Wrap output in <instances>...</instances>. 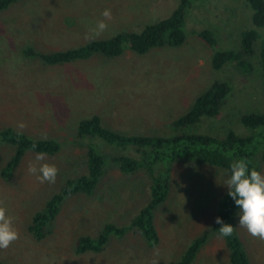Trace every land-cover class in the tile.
<instances>
[{"label": "rangeland", "instance_id": "374dc122", "mask_svg": "<svg viewBox=\"0 0 264 264\" xmlns=\"http://www.w3.org/2000/svg\"><path fill=\"white\" fill-rule=\"evenodd\" d=\"M180 0H23L0 13V130L14 128L35 139L56 140L61 151L36 161L29 152L13 182L0 176V206L13 218L19 239L0 250L6 264H177L184 252L218 217L220 200L228 194V171L187 161L172 168L167 200L154 214L159 244L150 247L135 230L123 238L112 237L98 254L75 251L81 237L96 238L106 224L128 226L150 201L152 181L144 171L126 175L111 159L126 155L98 140L80 141L81 120L99 116L104 127L124 135H169L172 123L187 113L194 101L216 81L232 90L214 119H205L192 131L224 138L233 131L246 137L241 116L264 113V76L256 43L253 71L243 74L234 64L212 67L217 50L238 51L241 32L252 28L246 0H194L185 17L186 41L178 47L155 48L144 56L130 50L117 58L94 55L86 61L49 66L26 58L23 48L42 53L63 51L104 40L119 33H140L152 23L169 18ZM111 20L97 38L92 35L101 13ZM210 30L217 46L211 47L198 33ZM26 127L19 129L17 125ZM95 142L107 159L104 176L92 196L79 194L64 200L48 236L38 241L29 231L33 216L70 179L87 173L86 144ZM14 147L0 142V171ZM254 162L264 174V159ZM55 165L54 184H41L28 172L30 164ZM39 174V173H37ZM240 209L233 215L236 232L251 264H264V241L239 227ZM193 264H231L221 236H212Z\"/></svg>", "mask_w": 264, "mask_h": 264}, {"label": "trees", "instance_id": "16d2710c", "mask_svg": "<svg viewBox=\"0 0 264 264\" xmlns=\"http://www.w3.org/2000/svg\"><path fill=\"white\" fill-rule=\"evenodd\" d=\"M23 0H0V13L9 10ZM194 0H180L173 14L162 21L147 25L140 33L124 32L112 38L95 40L84 46L63 51L42 53L32 46L23 48L26 58H38L49 66H62L76 61H86L96 54L107 58L122 56L128 49L140 56L147 55L155 48L165 46L178 47L185 43V17ZM252 12V28L241 32L238 51L217 50L212 56V67L221 70L228 64H234L243 74L253 71L251 62L255 55L257 42L261 44L260 58L264 76V0H246ZM198 36L209 46L216 47L218 41L210 30H202ZM227 82L216 81L199 96L187 113L172 123L173 132L169 135H124L106 128L99 116L81 120L77 128L80 141L98 140L126 155H117L111 161L118 166L121 173L131 175L144 171L150 177V201L132 219L128 226L106 224L99 236L81 237L77 240L75 251L78 254L101 253L112 237L123 238L130 230H135L150 246L159 244V234L155 225L154 214L157 208L168 198L172 187V168L180 161L200 165H210L228 171L234 160L251 161L250 168L260 172L254 162L257 154L264 159V113H248L241 116V124L254 133L242 137L229 132L224 138L214 137L205 133L192 131L205 119H214L220 114L221 106L231 93ZM0 142L14 147L10 160L2 167L0 176L6 182H13L15 173L24 157L29 152H44L53 156L61 151V144L52 139H35L26 133L5 128L0 130ZM36 144L33 150L32 145ZM87 173L68 180L48 202L37 212L29 226L30 233L38 241L44 240L52 223L61 211L64 200L68 197L84 194L92 196L105 173L107 159L95 142L86 144ZM239 210L234 200L226 194L219 202L218 217L234 229L233 215ZM221 225L215 224L197 237L184 252L177 264H193L198 253L212 236L219 235ZM230 253L231 264H251L248 254L236 232L231 236L222 237ZM0 264H6L0 260Z\"/></svg>", "mask_w": 264, "mask_h": 264}, {"label": "clouds", "instance_id": "9594fccd", "mask_svg": "<svg viewBox=\"0 0 264 264\" xmlns=\"http://www.w3.org/2000/svg\"><path fill=\"white\" fill-rule=\"evenodd\" d=\"M101 15L104 19L97 22L95 29L92 30V35L86 36V39L97 38L107 29L108 25L105 20H111V10L106 9ZM17 127L24 129L26 125L19 123ZM42 138H47L46 133ZM35 148L36 144L33 143L32 149ZM45 158L44 152H38L35 157L36 161H43ZM250 164L251 161L243 158L234 160L230 164V175L225 181V185L228 195L240 209L239 227L246 229L252 237L264 241V174L255 168H250ZM28 172L35 175L41 184L45 182L54 184L58 175L56 166L48 163L40 164L39 168L30 164ZM215 223L221 225L218 229L221 237H228L234 233L235 229L224 223L221 218L217 217ZM18 239L19 232L14 227L13 218L7 214L5 207L0 206V250H7ZM152 264H158V262L154 260Z\"/></svg>", "mask_w": 264, "mask_h": 264}]
</instances>
